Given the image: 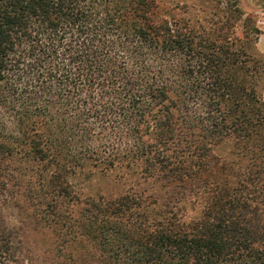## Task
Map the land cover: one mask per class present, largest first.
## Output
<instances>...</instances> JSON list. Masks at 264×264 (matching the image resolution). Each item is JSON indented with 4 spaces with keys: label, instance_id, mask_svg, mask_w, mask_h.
Returning <instances> with one entry per match:
<instances>
[{
    "label": "trees",
    "instance_id": "trees-1",
    "mask_svg": "<svg viewBox=\"0 0 264 264\" xmlns=\"http://www.w3.org/2000/svg\"><path fill=\"white\" fill-rule=\"evenodd\" d=\"M225 1L0 0V264L24 177L77 264H264V54ZM116 168L150 189L78 196Z\"/></svg>",
    "mask_w": 264,
    "mask_h": 264
},
{
    "label": "rangeland",
    "instance_id": "rangeland-1",
    "mask_svg": "<svg viewBox=\"0 0 264 264\" xmlns=\"http://www.w3.org/2000/svg\"><path fill=\"white\" fill-rule=\"evenodd\" d=\"M217 1V0H209ZM225 3V0H218ZM231 1V0H229ZM238 7L244 16H250L256 22L260 34L256 42V52L264 54V0H236ZM260 95L264 102V84L261 86ZM231 150L229 145L219 147L215 152L226 155ZM85 170H93L91 166L86 165ZM92 177L86 178L81 175L78 181H75V190L81 198L93 197L101 194L104 198L116 197L128 192H138L150 189L140 180L134 181L128 171L116 168L104 174H92ZM131 176V177H130ZM19 184L10 186L12 201L10 206L4 211L6 221L9 225L18 229L22 243L23 252L28 259V264H77L75 258L77 255L90 259L98 254L90 244L76 246L66 245L60 242V237L56 235L39 217L33 215L30 210L19 209L25 206L28 191L33 190L29 186L28 178L24 177ZM14 204V205H13ZM21 206V207H17ZM25 208V207H24ZM73 218L78 217L80 206L74 204L70 207Z\"/></svg>",
    "mask_w": 264,
    "mask_h": 264
}]
</instances>
